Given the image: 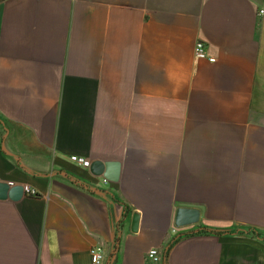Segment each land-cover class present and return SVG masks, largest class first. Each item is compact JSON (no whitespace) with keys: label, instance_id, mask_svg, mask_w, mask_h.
I'll return each mask as SVG.
<instances>
[{"label":"crops","instance_id":"1","mask_svg":"<svg viewBox=\"0 0 264 264\" xmlns=\"http://www.w3.org/2000/svg\"><path fill=\"white\" fill-rule=\"evenodd\" d=\"M262 10L0 0V182L24 187L0 197V264H92L96 245L102 264H152L151 247L162 264H264ZM74 154L120 162V180ZM181 204L198 224L175 225Z\"/></svg>","mask_w":264,"mask_h":264},{"label":"water","instance_id":"2","mask_svg":"<svg viewBox=\"0 0 264 264\" xmlns=\"http://www.w3.org/2000/svg\"><path fill=\"white\" fill-rule=\"evenodd\" d=\"M90 172L98 177L104 178L108 182L117 183L121 176V163L118 161L94 160L90 166ZM24 194L23 186H13L0 182V197L10 196L19 199ZM203 215L202 208L192 204H181L176 210L175 225L178 227L198 224ZM141 214L134 211L132 215V230L135 232L139 228Z\"/></svg>","mask_w":264,"mask_h":264},{"label":"built area","instance_id":"3","mask_svg":"<svg viewBox=\"0 0 264 264\" xmlns=\"http://www.w3.org/2000/svg\"><path fill=\"white\" fill-rule=\"evenodd\" d=\"M262 12L264 11L262 10ZM194 53L197 58H207L211 62L216 61L215 57L208 55L206 51V46L203 41H197L195 48H194ZM71 160L81 166H84L85 168H88L91 165V160L82 155L74 154L71 156ZM91 255H92V264H102L103 259H104L103 247L101 245L94 246L91 250ZM146 259L152 264H162L163 263V257L158 247H151L147 251Z\"/></svg>","mask_w":264,"mask_h":264},{"label":"trees","instance_id":"4","mask_svg":"<svg viewBox=\"0 0 264 264\" xmlns=\"http://www.w3.org/2000/svg\"><path fill=\"white\" fill-rule=\"evenodd\" d=\"M126 207V213L130 212V208L129 206H125ZM121 228V224L118 225V229L120 230ZM195 233H202V234H217V235H222V234H229L232 232H228V231H224L221 230L219 228H212V227H201L199 228ZM192 234V233H190ZM236 234L239 235H253L256 236L258 238H262L261 233L258 232L255 228L249 227V228H245L243 230L237 231Z\"/></svg>","mask_w":264,"mask_h":264}]
</instances>
